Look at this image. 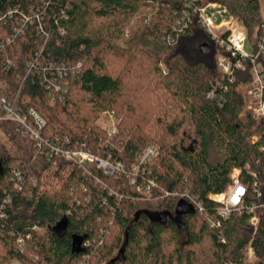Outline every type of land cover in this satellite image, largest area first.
<instances>
[{
	"label": "trees",
	"instance_id": "trees-1",
	"mask_svg": "<svg viewBox=\"0 0 264 264\" xmlns=\"http://www.w3.org/2000/svg\"><path fill=\"white\" fill-rule=\"evenodd\" d=\"M214 1L249 37L263 33L264 0H0V98L33 123L30 109L39 113L42 138L123 164L106 173L67 161L61 188L45 189L48 144L0 118V264H245L251 239L264 264V150L250 140L264 122L248 108L250 66L232 81L218 68L220 49L198 13ZM109 109L119 121L107 138L95 121ZM149 145L159 151L137 170ZM235 168L245 182L256 172L262 195L250 187L254 212L211 227L219 203L208 194L223 192ZM166 191H188L204 209Z\"/></svg>",
	"mask_w": 264,
	"mask_h": 264
},
{
	"label": "built area",
	"instance_id": "built-area-1",
	"mask_svg": "<svg viewBox=\"0 0 264 264\" xmlns=\"http://www.w3.org/2000/svg\"><path fill=\"white\" fill-rule=\"evenodd\" d=\"M198 13L202 26L206 31H208L216 47L220 49V52L216 57V62L223 78H227L232 81L234 80L238 70H246L247 67L250 66L251 80L247 89V92L250 95L248 108L252 111L255 118L261 119L264 122V22L262 23L263 33L259 37L255 36L251 40L249 39L248 30L243 19L240 16L232 14L227 6L221 2L214 1L203 5L198 9ZM247 46H251L252 51H249ZM3 47L7 48V44H3ZM11 63L12 61L9 58L8 64ZM219 85L226 89L225 85L220 83ZM209 94L213 96L214 91H210ZM0 102L3 105L4 111V114L0 118L17 120L22 124L26 133H30L37 139L39 146L48 144L51 151L53 153L60 152V156L64 157L66 162L70 160L81 165H88L89 163L96 161L97 165L102 167L106 173H112L115 168L118 170L123 168V164L121 163L115 166L108 160L102 162L99 157H95V159L92 160L90 159L91 161L86 163L83 155L89 157L88 151L83 149L70 150L69 148L60 145V141L53 143L48 140L44 141L41 136V128L44 127L46 121L39 113H37L34 109H30L29 112L34 117L33 123L28 120L26 115L20 114L14 103L5 96L0 98ZM250 140L252 143L257 144L261 151L264 150V128L261 132L253 134ZM158 151L159 149L157 146H147L141 154L139 163L136 165L137 170L142 162H144L151 155H156ZM78 154L82 157L80 158ZM235 170H238V172L235 173ZM240 173L241 170L235 168L230 174L231 181L223 192H210L208 194L210 199L219 203L216 209V216L209 219L211 227L219 226L221 224V219L227 218L232 212L253 213L254 209L257 207V204H249L247 202V194L251 187L252 191H254L257 196L262 195L259 176L256 172L250 171L254 179L252 182H245L241 179ZM13 178L15 179V185L17 187H21L23 185L24 175L21 170H15ZM33 180L35 181V178H33ZM134 181L135 179L132 178V182ZM152 185H155V181L150 179L146 189L149 191ZM169 194L178 195L179 193L178 191H166V195ZM179 195L188 199L190 205L195 209H204L202 202L196 196L191 195L188 191L182 192ZM259 219L260 218L257 214H253L250 218V222L255 228L258 226ZM101 231L104 233L105 230L103 229ZM18 241L20 245H23L24 240L22 238ZM84 244L89 245L90 240H86ZM247 246L249 256L253 257V239L250 240Z\"/></svg>",
	"mask_w": 264,
	"mask_h": 264
},
{
	"label": "rangeland",
	"instance_id": "rangeland-1",
	"mask_svg": "<svg viewBox=\"0 0 264 264\" xmlns=\"http://www.w3.org/2000/svg\"><path fill=\"white\" fill-rule=\"evenodd\" d=\"M262 7H263L262 9H263V15H264V2H262ZM253 38L249 37V39H251V40ZM247 49L249 51H252L251 46H247ZM118 121H119V119L116 116L115 112L113 110L109 109V110L100 111L95 123L100 128L105 129L107 132V135H106L107 138H110L117 131ZM0 136L4 138V136L2 134H0ZM43 139H44V141L45 140L47 141L46 138H43ZM153 146H155V145H153ZM48 148L50 149L49 145H48ZM49 149H48L47 155H48V157H50L52 159L53 166L51 167V169L48 170V172L46 173V175L43 177L42 180L46 181L45 185L43 186L45 189L55 191V190L61 188L62 182L64 181V179L68 175L69 168L62 166L63 164L66 163V160L64 157L60 156L61 155L60 152L59 153H56V152L53 153L51 151V149H50V151H49ZM70 150H72V149H70ZM79 150H81V149H79ZM85 151L89 152V157H86V155H83V158H85L86 163H88L92 159H95V157H99V159L102 162L107 161L104 158H102L98 155H95L90 150H85ZM78 156H80V158L82 157L79 154H78ZM68 161H70V160H68ZM93 162H96V161H93ZM61 166H62V168L60 169ZM46 177L48 179H45ZM243 253H244L243 256L245 257V264H256L260 260L259 257L255 254V249H254L253 257L249 256L248 246L245 248ZM32 257H33V260H39L38 255L34 254V255H32ZM11 264H22V263L19 262L18 260H14ZM42 264H46V263H42Z\"/></svg>",
	"mask_w": 264,
	"mask_h": 264
},
{
	"label": "water",
	"instance_id": "water-1",
	"mask_svg": "<svg viewBox=\"0 0 264 264\" xmlns=\"http://www.w3.org/2000/svg\"><path fill=\"white\" fill-rule=\"evenodd\" d=\"M201 50L204 53H210L211 52V45L209 43H203L201 45ZM188 210L194 211L193 207L191 205H186ZM54 230L58 232L59 234H64L67 230V220L66 218H63L55 227Z\"/></svg>",
	"mask_w": 264,
	"mask_h": 264
}]
</instances>
